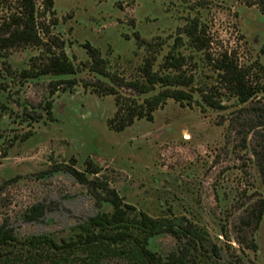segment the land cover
<instances>
[{"label":"rangeland","instance_id":"374dc122","mask_svg":"<svg viewBox=\"0 0 264 264\" xmlns=\"http://www.w3.org/2000/svg\"><path fill=\"white\" fill-rule=\"evenodd\" d=\"M53 1L40 22L64 42L50 53L63 50L75 75L25 79L24 71L47 61L50 47L0 50V227L22 237H65L109 211L99 193L66 167L98 168L99 174L87 177L108 184L127 204L155 218L187 217L205 229L220 257L202 258L201 264H264V219L254 235L243 222L246 209L264 199V130L257 129L264 93L239 104L215 69L228 53L250 71V81L264 83V0ZM36 4L41 12L43 0ZM16 5L0 0V23ZM194 24L206 42L202 51L185 32ZM87 44L99 52L107 76L91 70ZM169 56L184 57L181 70L193 81L173 89L193 99H169L152 121L114 130L117 96L142 103L155 95L141 96L126 83L143 80L148 61L161 71ZM110 86L118 95L104 93ZM204 96L222 108L211 107ZM36 205L46 207L43 217L27 221L25 213ZM252 238L256 251L238 243ZM151 248L167 256L177 251L178 241L162 235Z\"/></svg>","mask_w":264,"mask_h":264},{"label":"trees","instance_id":"16d2710c","mask_svg":"<svg viewBox=\"0 0 264 264\" xmlns=\"http://www.w3.org/2000/svg\"><path fill=\"white\" fill-rule=\"evenodd\" d=\"M53 0H43L40 12L36 0H17L16 12L0 23V50L28 47H53L62 49L64 42L53 37L50 28L40 22L52 12ZM192 43L200 51L206 46L197 35V24L185 29ZM47 38V41H45ZM91 59V70L99 75L107 76L104 60L99 52L90 44L85 46ZM184 57H167L162 70L154 69L151 62L142 68L143 80L126 83V86L141 96L155 91V95L147 97L142 103L136 99H123L117 96L118 111L111 120V126L117 132L132 126L136 120L152 121L153 114L169 99L184 104L191 101L193 95L183 89L174 87H190L193 77L186 76L180 61ZM220 72L222 84L232 98L239 104H246L264 93V83L250 81L251 73L242 68L233 56L225 53L215 63ZM175 68L177 73H170ZM264 72V67H262ZM77 72L73 61L62 50L61 53H50L47 61L38 68L23 72L25 79H37L42 76H72ZM73 87L75 82L62 81L60 84ZM125 85V84H124ZM106 95H118L114 86L106 87ZM211 107L222 108L213 96H204ZM257 129L264 130V119L258 122ZM89 165L91 166L90 162ZM75 179L98 192L101 205L108 206L109 211H101L88 220L72 227L65 237L42 234L22 237L7 225L0 227V264H201L202 258L220 255L212 245L208 232L187 217L164 216L155 218L148 213L127 204L115 189L106 183L91 181L87 174L97 175L99 169H88L80 172L74 167H66ZM46 207L36 205L25 213V219L33 222L43 217ZM243 219L247 234L254 235L264 219V199H260L246 209ZM171 235L178 241V249L163 256L151 248L153 239L162 235ZM240 245L257 250L255 239L246 241L238 239Z\"/></svg>","mask_w":264,"mask_h":264}]
</instances>
